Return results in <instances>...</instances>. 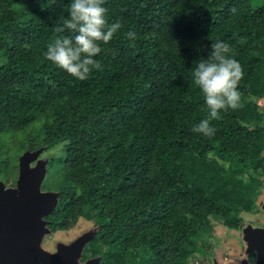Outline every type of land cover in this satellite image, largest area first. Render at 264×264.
I'll use <instances>...</instances> for the list:
<instances>
[{
    "label": "trees",
    "instance_id": "obj_1",
    "mask_svg": "<svg viewBox=\"0 0 264 264\" xmlns=\"http://www.w3.org/2000/svg\"><path fill=\"white\" fill-rule=\"evenodd\" d=\"M70 2L0 0V145L61 148L43 184L60 193L46 219L53 233L95 221L83 260L92 251H102V264L209 259L214 222L241 228L240 214H256L264 194V6L104 0L108 22L122 27L100 44V69L80 81L44 56L70 34L54 31ZM218 40L242 66L241 106L212 121L208 138L192 131L207 110L190 70ZM8 166L2 158L0 176ZM11 166L15 176L0 177L8 184Z\"/></svg>",
    "mask_w": 264,
    "mask_h": 264
},
{
    "label": "clouds",
    "instance_id": "obj_2",
    "mask_svg": "<svg viewBox=\"0 0 264 264\" xmlns=\"http://www.w3.org/2000/svg\"><path fill=\"white\" fill-rule=\"evenodd\" d=\"M103 3L104 0H71L62 26L54 27L56 33L67 30L70 34L50 42L44 53L47 61L80 81L87 80L94 69H100V62L94 59L102 50L100 44L109 43L122 27L119 22H108ZM126 36L134 40L136 33L129 31ZM190 71L192 83L202 94L207 110L206 117L192 131L210 138L215 135L212 121L221 119L222 112L241 106L238 86L243 69L234 58L231 46L218 40L211 42L207 58H200Z\"/></svg>",
    "mask_w": 264,
    "mask_h": 264
},
{
    "label": "water",
    "instance_id": "obj_3",
    "mask_svg": "<svg viewBox=\"0 0 264 264\" xmlns=\"http://www.w3.org/2000/svg\"><path fill=\"white\" fill-rule=\"evenodd\" d=\"M42 151L20 156L16 187L8 188L0 181V264H98L101 258L82 260L95 234H84L70 244L59 243L55 252L42 246L44 237L52 233L46 217L55 210L60 195L42 190L49 163L40 159ZM242 241L246 258L254 253V264H264V227L247 224ZM241 263L251 264L248 260Z\"/></svg>",
    "mask_w": 264,
    "mask_h": 264
},
{
    "label": "rangeland",
    "instance_id": "obj_4",
    "mask_svg": "<svg viewBox=\"0 0 264 264\" xmlns=\"http://www.w3.org/2000/svg\"><path fill=\"white\" fill-rule=\"evenodd\" d=\"M255 4L257 7L264 6V0H255ZM259 46V43H255V47ZM7 62V57L3 55V53H0V64L6 63ZM43 149L42 153L40 156L44 155V157L41 159L43 160H48L50 162V159L52 156L55 154L60 153L61 148H58L56 152H47L45 148H40ZM36 150H24L21 151L20 153H17L18 150V140H17V146L16 142L14 140H10L8 138L4 139L1 141L0 145V161L2 158L5 159L6 162H8V167H4L5 169L2 170V174L0 177H4L6 174L9 175H14L13 172H15L14 165L17 163V174L16 178L14 180V183H6V181L0 179V181L4 182L6 187L11 188V187H16L18 175H19V158L21 155H23L26 151H37ZM36 163H33L32 165L34 166ZM48 171H49V163L47 166V174H46V179L48 178ZM263 181H264V176H263ZM43 191H47L46 188H43ZM58 192V191H55ZM264 192V191H263ZM59 193V192H58ZM60 194V193H59ZM264 203V194L260 199V207L259 211L251 215L249 213H241L239 218L241 219L240 223H244L241 228H238L236 226H230L229 228L227 227V224L224 225V221H222V224L220 222L215 221L214 222V236L217 237L214 241V246L213 248V254L214 256H211L209 259L206 257H193L190 260V264H216V263H221V264H242V261L248 260L252 264V256L254 253L250 254L247 258L245 256V247L242 241V229L244 226L247 224H252L258 227H264V211L261 209L262 205ZM218 223V224H216ZM99 231L98 226L96 225L94 220H87L86 218L81 217L79 221L76 223V225L66 231H59L56 233H49L47 234L43 241H42V246L45 250L49 252H55L56 247L59 243H65V244H70L73 241H75L77 238L83 236L84 234H95L97 236V233ZM91 240L85 247L84 251L86 249H90V247L94 244ZM87 250V252H88ZM83 252V256H84ZM102 251L97 252V254H94L93 251L90 254L89 259L92 258H101V261H99L98 264H102V257L100 256ZM255 255V254H254ZM83 260V257H82ZM85 261V260H83Z\"/></svg>",
    "mask_w": 264,
    "mask_h": 264
},
{
    "label": "flooded vegetation",
    "instance_id": "obj_5",
    "mask_svg": "<svg viewBox=\"0 0 264 264\" xmlns=\"http://www.w3.org/2000/svg\"><path fill=\"white\" fill-rule=\"evenodd\" d=\"M42 158L44 157V155L41 156Z\"/></svg>",
    "mask_w": 264,
    "mask_h": 264
}]
</instances>
